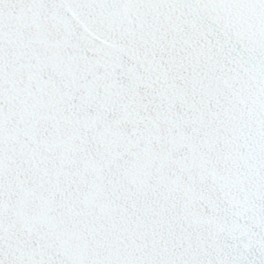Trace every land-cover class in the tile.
Wrapping results in <instances>:
<instances>
[{"label":"snow or ice","instance_id":"obj_1","mask_svg":"<svg viewBox=\"0 0 264 264\" xmlns=\"http://www.w3.org/2000/svg\"><path fill=\"white\" fill-rule=\"evenodd\" d=\"M0 264H264V0H0Z\"/></svg>","mask_w":264,"mask_h":264}]
</instances>
